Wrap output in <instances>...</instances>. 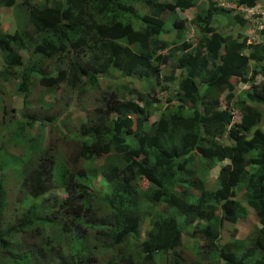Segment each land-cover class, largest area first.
<instances>
[{
	"label": "trees",
	"instance_id": "trees-1",
	"mask_svg": "<svg viewBox=\"0 0 264 264\" xmlns=\"http://www.w3.org/2000/svg\"><path fill=\"white\" fill-rule=\"evenodd\" d=\"M200 1L0 0V78L13 80L23 100L33 83L78 95L114 73L147 83L102 90L62 161L46 150L12 159L23 210L4 220L0 179V264H99L107 251L102 264H194L177 250L186 237L199 260L264 264V28L257 38L223 33L215 14L244 27L246 17ZM231 1L245 8L259 0ZM15 6L26 10L22 26L4 32L1 9ZM190 8V19L180 15ZM190 30L196 38L188 39ZM238 84L248 87L237 91ZM156 86L168 92L162 106ZM24 118L14 144L35 141L38 119L53 123L48 114ZM217 165L209 188L202 174ZM96 177L100 191L90 187ZM248 209L255 218L248 234L221 242L225 223L236 224Z\"/></svg>",
	"mask_w": 264,
	"mask_h": 264
},
{
	"label": "rangeland",
	"instance_id": "rangeland-1",
	"mask_svg": "<svg viewBox=\"0 0 264 264\" xmlns=\"http://www.w3.org/2000/svg\"><path fill=\"white\" fill-rule=\"evenodd\" d=\"M17 1L20 2V0ZM40 1L41 0H33V2ZM211 1L214 3L215 7L220 5L225 8H235L236 11L239 10L231 0ZM203 2L205 3L207 1L201 0L198 6L203 5ZM258 4H260V1ZM1 11V27L4 32H13L14 29L22 26L26 10H20L15 6L11 8L2 7ZM194 11L195 8H190L181 12L180 15L190 19ZM215 21L217 29L223 33L230 32L235 35L239 32H248L247 26L244 27L236 24L233 22L230 15L215 14ZM167 37V35L162 36V38ZM187 37L188 39L196 38L194 30H190ZM23 58L26 59V54H23ZM1 64L2 62L0 60V67ZM52 67H54L53 63H47L46 69L50 70ZM99 81L100 84L98 89H90L82 95L73 94L67 90L64 85L50 92L46 88L33 83L29 95L25 99V108L23 103L25 100H23L22 95L17 94L14 90V81H3L0 78V162H9L6 167L0 169V179L4 182L7 191V205L4 210L5 221H13L20 215V209L23 210V206L20 204L21 197L24 195L21 188V173L20 168L12 161L13 158L17 159L20 156H24L29 150L32 151V156L35 153H41V151L46 150L48 154H55L57 161H62L63 158L65 159L67 156L72 155L73 152L71 149H74V139L78 134L79 126L82 122L86 121V113L91 112L94 106L98 104L97 97H99L102 90L126 83H129L131 89L143 90L147 85L146 80L136 75L123 78L119 76L118 73H114L112 77H100ZM247 87V85L238 84L236 90L239 91ZM155 96L160 100V106H162L165 103L168 92H161L156 86ZM46 103L48 105H46ZM259 107L263 109L264 112V105H260ZM158 112L159 110L153 112V116L151 117L152 120L157 118ZM45 114L52 116L53 123L41 122L38 119L41 125H38L37 122L36 124L38 126L35 125L31 130V134L34 138L37 137L39 140H42L38 150H33V148L30 147L31 144L36 143L37 138L33 142L27 141L14 144L11 140V135L13 134L17 121H22L25 119L24 117L26 115L38 117L44 116ZM233 120L235 122L239 121V114L236 111L233 112ZM259 126L264 130V119ZM35 132L37 134H35ZM225 142L230 141L225 139ZM218 167L219 165L211 169L208 173L202 174V177L205 178L206 186L209 188L215 186ZM101 186L99 177H96L90 185L95 191H100L99 188ZM56 190L59 193V188ZM52 191L54 192L55 189H52ZM240 193H242V191ZM240 193H238L237 197H240ZM248 210L250 214L239 219L236 224L225 223L221 231V242L234 238H243L248 234V231L255 225V218L251 214V210ZM147 228L148 217L144 216L140 225L141 236L144 235ZM28 241H30V238L25 234L22 238L23 245ZM193 244L194 239L186 237L181 246L177 248L179 253L186 259V262L194 264H221V262L212 260L210 257L199 260L201 256L196 253ZM107 252L99 257V264L105 262ZM161 264H168V261L164 260Z\"/></svg>",
	"mask_w": 264,
	"mask_h": 264
},
{
	"label": "built area",
	"instance_id": "built-area-1",
	"mask_svg": "<svg viewBox=\"0 0 264 264\" xmlns=\"http://www.w3.org/2000/svg\"><path fill=\"white\" fill-rule=\"evenodd\" d=\"M239 10L247 19L249 34L252 38H257L258 31L264 28V3H257L252 7H241Z\"/></svg>",
	"mask_w": 264,
	"mask_h": 264
},
{
	"label": "clouds",
	"instance_id": "clouds-1",
	"mask_svg": "<svg viewBox=\"0 0 264 264\" xmlns=\"http://www.w3.org/2000/svg\"><path fill=\"white\" fill-rule=\"evenodd\" d=\"M260 1V3H264V0H259ZM259 1H257V3L259 2ZM256 3V4H257ZM239 9L241 8V7H238ZM238 11H240V10H238ZM247 24V23H246Z\"/></svg>",
	"mask_w": 264,
	"mask_h": 264
},
{
	"label": "crops",
	"instance_id": "crops-1",
	"mask_svg": "<svg viewBox=\"0 0 264 264\" xmlns=\"http://www.w3.org/2000/svg\"><path fill=\"white\" fill-rule=\"evenodd\" d=\"M2 12V11H1Z\"/></svg>",
	"mask_w": 264,
	"mask_h": 264
}]
</instances>
